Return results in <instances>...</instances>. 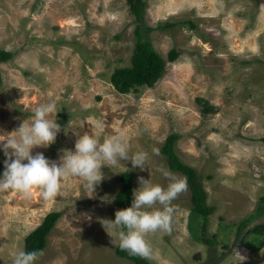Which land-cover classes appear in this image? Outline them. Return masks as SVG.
I'll return each mask as SVG.
<instances>
[{
  "label": "rangeland",
  "instance_id": "374dc122",
  "mask_svg": "<svg viewBox=\"0 0 264 264\" xmlns=\"http://www.w3.org/2000/svg\"><path fill=\"white\" fill-rule=\"evenodd\" d=\"M145 1L140 24L166 60L165 73L152 87L120 93L110 76L130 64L135 42L126 0H0V49L12 52L0 62V139L37 106L54 102L61 128L33 155L44 152L51 160L62 149L74 150L73 130L101 140L122 131L130 155L148 153L143 170L130 161L102 166L94 191L75 176L61 178L47 198L35 187L29 198L0 191V264H10L9 250L24 248L26 235L55 210L62 216L33 264H134L115 253L118 241L102 223L115 219L121 172H132V189L141 176L167 186L160 168L169 167L160 148L172 133L179 136L177 155L197 170L214 207L204 234L215 242L200 240L187 184L172 202L171 230L146 235L153 255L145 259L264 264V229L262 236L251 230L264 225V0ZM173 48L179 55L171 62ZM197 98L214 112L203 114ZM5 159L0 151V167ZM251 216L237 237V226ZM261 240L260 250H252Z\"/></svg>",
  "mask_w": 264,
  "mask_h": 264
},
{
  "label": "clouds",
  "instance_id": "9594fccd",
  "mask_svg": "<svg viewBox=\"0 0 264 264\" xmlns=\"http://www.w3.org/2000/svg\"><path fill=\"white\" fill-rule=\"evenodd\" d=\"M56 104L49 102L37 106L28 119L4 139H0V151L6 157L4 171L0 173V191H15L29 198L33 188H38L47 198L60 187V179L80 177L86 189L94 191L103 178L102 166H115L121 161H130L133 168L146 166L148 153L138 151L129 154L130 147L124 132L104 137L73 130L74 150H61L58 159H51L44 152L33 155L34 148L47 147L61 122L56 119ZM96 127L102 128V122ZM159 155L158 149H153ZM167 186L153 183L151 179L138 177L139 186L133 189L130 207L117 210L114 220H103L106 232L118 241V247L130 255L150 259L153 249L146 235L157 231L169 232L175 208L173 201L187 188V178L170 169L161 167ZM42 251L39 247L12 248L10 264H33V257Z\"/></svg>",
  "mask_w": 264,
  "mask_h": 264
},
{
  "label": "trees",
  "instance_id": "16d2710c",
  "mask_svg": "<svg viewBox=\"0 0 264 264\" xmlns=\"http://www.w3.org/2000/svg\"><path fill=\"white\" fill-rule=\"evenodd\" d=\"M258 2L259 0H255ZM129 7V12L134 16V48L130 56V64L127 66L117 67L113 70L110 76V82L114 88L120 93H128L136 91L142 86L152 87L165 73V59L152 47V44L145 38L142 30V14L146 8L145 0H126ZM194 28L195 24L192 21H187ZM185 22V23H187ZM149 29V28H147ZM179 55V52L173 48L167 54V60L173 62ZM12 58V52L0 49V62H6ZM1 80V78H0ZM197 102L201 105V112L208 114L214 112V106L202 98H197ZM58 116H62L59 114ZM178 134L172 133L168 135L164 144L160 148V152L166 157L167 165L172 171H179L187 178V184L190 189V201L192 204L191 211L197 215L200 220V240L206 244H213L214 239L205 236L207 218L214 207L208 203V194L204 188L200 175L195 168L184 163L175 151V143L178 140ZM264 140V138H263ZM4 171V167H0V173ZM120 188L114 196V205L117 210L131 206L133 199V174L130 171L121 172L119 175ZM264 201V195L261 196ZM62 216L61 211H51L42 219L41 223L29 232L24 239L25 247H39L42 251L33 257V262L38 259L46 247L48 235L56 224L57 220ZM253 216L239 223L236 230V236H239L241 230L248 225ZM264 225H256L251 230L263 235ZM222 227H225L222 225ZM264 236V235H263ZM263 240L259 242L257 247H252V250H259ZM247 245L245 242H242ZM250 246V245H249ZM115 253L123 258H127L134 264H150L145 258L140 256L130 255L127 251L121 250L118 244L115 248ZM216 262H207L206 264H215Z\"/></svg>",
  "mask_w": 264,
  "mask_h": 264
},
{
  "label": "crops",
  "instance_id": "0c3cea01",
  "mask_svg": "<svg viewBox=\"0 0 264 264\" xmlns=\"http://www.w3.org/2000/svg\"><path fill=\"white\" fill-rule=\"evenodd\" d=\"M259 250H260V249H259ZM259 250H258V251H259Z\"/></svg>",
  "mask_w": 264,
  "mask_h": 264
},
{
  "label": "bare ground",
  "instance_id": "6f19581e",
  "mask_svg": "<svg viewBox=\"0 0 264 264\" xmlns=\"http://www.w3.org/2000/svg\"><path fill=\"white\" fill-rule=\"evenodd\" d=\"M207 46V45H206Z\"/></svg>",
  "mask_w": 264,
  "mask_h": 264
}]
</instances>
